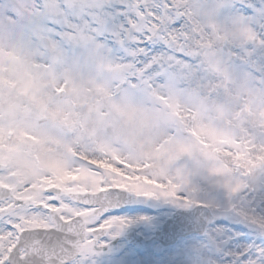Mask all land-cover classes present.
<instances>
[{
  "label": "snow or ice",
  "instance_id": "obj_1",
  "mask_svg": "<svg viewBox=\"0 0 264 264\" xmlns=\"http://www.w3.org/2000/svg\"><path fill=\"white\" fill-rule=\"evenodd\" d=\"M133 197L193 214L166 264H264V0H0V264H95Z\"/></svg>",
  "mask_w": 264,
  "mask_h": 264
},
{
  "label": "rangeland",
  "instance_id": "obj_2",
  "mask_svg": "<svg viewBox=\"0 0 264 264\" xmlns=\"http://www.w3.org/2000/svg\"><path fill=\"white\" fill-rule=\"evenodd\" d=\"M177 208L163 204L162 202L132 198V202L125 211L118 215L135 220L136 222L127 226L118 236L111 237V258L103 264H166L171 249L177 242L168 247H160L152 240L153 230L160 229L163 221L170 217ZM138 217H147V220H137ZM128 227H135L138 233L145 239L139 248L128 245L122 238L123 232ZM138 261V263H136Z\"/></svg>",
  "mask_w": 264,
  "mask_h": 264
},
{
  "label": "water",
  "instance_id": "obj_3",
  "mask_svg": "<svg viewBox=\"0 0 264 264\" xmlns=\"http://www.w3.org/2000/svg\"><path fill=\"white\" fill-rule=\"evenodd\" d=\"M130 202L131 198L125 205H123V207H127ZM192 215V213L185 210H175L171 217L165 220L161 229L154 231L153 239L159 242L162 247L175 243L177 238L181 236L184 229L188 226V222L192 218ZM123 237L128 243L135 247H139L143 244V239L140 236L135 235V230L133 228L128 229Z\"/></svg>",
  "mask_w": 264,
  "mask_h": 264
},
{
  "label": "flooded vegetation",
  "instance_id": "obj_4",
  "mask_svg": "<svg viewBox=\"0 0 264 264\" xmlns=\"http://www.w3.org/2000/svg\"><path fill=\"white\" fill-rule=\"evenodd\" d=\"M128 228H134L135 233L142 236V234L138 233L135 227H128ZM104 239L107 243V247L98 250L99 254L93 258L95 264H103L107 259L111 258V236L105 237ZM136 263H138V261Z\"/></svg>",
  "mask_w": 264,
  "mask_h": 264
}]
</instances>
